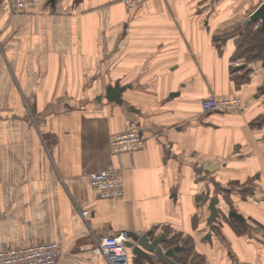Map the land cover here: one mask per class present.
I'll list each match as a JSON object with an SVG mask.
<instances>
[{"label":"crops","instance_id":"0c3cea01","mask_svg":"<svg viewBox=\"0 0 264 264\" xmlns=\"http://www.w3.org/2000/svg\"><path fill=\"white\" fill-rule=\"evenodd\" d=\"M263 1L0 0V107L19 114L0 127V243L57 240L58 264H108L96 237L127 230L164 235L177 264H264V55L233 65ZM234 95L237 111L202 109ZM129 127L145 145L122 156L124 196L102 198L87 173L119 165L109 140ZM144 250L154 263L128 247L130 264H166Z\"/></svg>","mask_w":264,"mask_h":264},{"label":"built area","instance_id":"2783aa9c","mask_svg":"<svg viewBox=\"0 0 264 264\" xmlns=\"http://www.w3.org/2000/svg\"><path fill=\"white\" fill-rule=\"evenodd\" d=\"M126 7L133 8L146 0H122ZM37 0H7L10 11H26L35 7ZM243 62L235 61L233 65L240 66ZM241 108V97L209 96L202 100L204 112H233ZM145 145V137L141 131L129 127L110 137L109 148L112 157L119 165H111L105 169L88 172L91 186L102 198L119 199L125 194V182L122 175V156L125 153L140 150ZM87 219L88 209L81 211ZM131 237L127 230L115 234L96 237L97 251L102 253L108 264H130V255L126 242ZM62 256L61 243L57 240H43L30 244L0 243V264H58Z\"/></svg>","mask_w":264,"mask_h":264},{"label":"water","instance_id":"95a60500","mask_svg":"<svg viewBox=\"0 0 264 264\" xmlns=\"http://www.w3.org/2000/svg\"><path fill=\"white\" fill-rule=\"evenodd\" d=\"M258 20H261L262 26L261 30L264 33V2H262L253 12H251L249 18H247V23L251 22H256ZM245 65H240L236 66V69L243 68ZM126 89V86H120L119 83H116L115 86H108L107 88V97L115 101L119 104L123 103V98H122V92ZM208 163L205 162L204 166L208 168ZM217 202L218 198L212 197L210 198V216L208 218V225L210 226V229L213 230V221L217 215L218 208H217ZM230 216H236L237 218L242 219V216L237 213L236 210H232L229 213ZM129 236L132 238V240H129L126 242L127 247L132 248V251L137 255V258H141L142 256H145L148 258L151 263H154L153 257L148 254L145 250L153 251L157 256L160 261L165 262L166 264H177L175 260L171 259V256H174V250H178L180 246L175 245V246H170L167 249L164 250L162 246H160L161 242L166 241V237L164 235L158 236V237H153L151 238L150 232H146L143 234H138L133 231H128ZM210 237V234L208 235ZM135 241V243H134Z\"/></svg>","mask_w":264,"mask_h":264},{"label":"rangeland","instance_id":"374dc122","mask_svg":"<svg viewBox=\"0 0 264 264\" xmlns=\"http://www.w3.org/2000/svg\"><path fill=\"white\" fill-rule=\"evenodd\" d=\"M242 40H243V38L242 39L240 38L237 41V46H238L237 50H240V53L243 50V47L240 44ZM258 60H260V58L254 57L253 53H252V56L250 58H248L244 54L242 57H238L236 60H234V62L235 61H240V62H243L241 65H243V64L245 65L244 62L248 61L249 64H253V63H257ZM0 94H1V92H0ZM23 111H24V113H22ZM33 111H34V108L27 106L26 108H22V111H21L20 115L23 114L27 122L29 120L34 121ZM18 115H19L18 114V108H16V107H0V127H1L2 123L7 124L8 122H11V123L17 122L18 121L17 120L18 119Z\"/></svg>","mask_w":264,"mask_h":264},{"label":"trees","instance_id":"16d2710c","mask_svg":"<svg viewBox=\"0 0 264 264\" xmlns=\"http://www.w3.org/2000/svg\"><path fill=\"white\" fill-rule=\"evenodd\" d=\"M254 26V23L249 24L248 26V32L244 33L245 38L241 41V46L243 47L242 52L240 53V50H236L233 61L236 60L238 57H242L244 54L250 58L252 56V53L261 51L260 47H262L261 40L259 33L257 31H252V27ZM250 36V37H248ZM242 39V38H241ZM240 49V48H239ZM185 239V246H188V241ZM201 264H204L203 258H201L200 261Z\"/></svg>","mask_w":264,"mask_h":264},{"label":"flooded vegetation","instance_id":"af4514ba","mask_svg":"<svg viewBox=\"0 0 264 264\" xmlns=\"http://www.w3.org/2000/svg\"><path fill=\"white\" fill-rule=\"evenodd\" d=\"M264 2V1H263ZM262 3V2H261ZM260 3V4H261ZM259 4V5H260ZM258 5V6H259ZM251 23H254V26L252 27V31H257L258 33H259V36H260V40H261V44H262V47H260V49H261V51H258L259 53L258 54H260L261 53V55L263 54L264 55V33L262 32V30H261V26H262V22H261V20H258V21H256V22H251ZM250 23V24H251ZM248 26H249V24L247 25V30H246V33L248 32ZM248 37H250V36H248ZM255 53L256 52H254L253 54L255 55ZM245 63V66L248 64V61L247 62H244Z\"/></svg>","mask_w":264,"mask_h":264}]
</instances>
